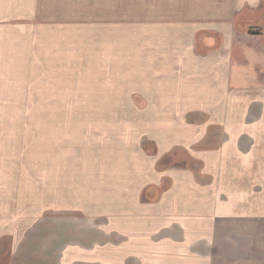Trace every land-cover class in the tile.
Masks as SVG:
<instances>
[{"label":"crops","instance_id":"crops-1","mask_svg":"<svg viewBox=\"0 0 264 264\" xmlns=\"http://www.w3.org/2000/svg\"><path fill=\"white\" fill-rule=\"evenodd\" d=\"M260 3L138 0L147 17L129 39L114 21L106 75L148 110L140 150L117 151L97 185L90 170L77 177L65 218L0 232L8 264H262L264 50L257 65L233 50L236 14Z\"/></svg>","mask_w":264,"mask_h":264},{"label":"rangeland","instance_id":"rangeland-1","mask_svg":"<svg viewBox=\"0 0 264 264\" xmlns=\"http://www.w3.org/2000/svg\"><path fill=\"white\" fill-rule=\"evenodd\" d=\"M144 8L138 0H0V232L65 218L69 202L81 203L77 177L90 170L97 185L93 176L113 175L117 151L138 143L148 110L132 108L130 92L106 74L114 72L109 27L121 20L129 39ZM234 21L240 62L251 64L244 54H255L254 64L262 63L264 0ZM256 26L261 36L248 33ZM123 54L129 61V42ZM10 245V237L0 241V264L10 262Z\"/></svg>","mask_w":264,"mask_h":264},{"label":"water","instance_id":"water-1","mask_svg":"<svg viewBox=\"0 0 264 264\" xmlns=\"http://www.w3.org/2000/svg\"><path fill=\"white\" fill-rule=\"evenodd\" d=\"M248 33L252 36H261L263 34L261 30H252V29H250Z\"/></svg>","mask_w":264,"mask_h":264},{"label":"flooded vegetation","instance_id":"flooded-vegetation-1","mask_svg":"<svg viewBox=\"0 0 264 264\" xmlns=\"http://www.w3.org/2000/svg\"><path fill=\"white\" fill-rule=\"evenodd\" d=\"M248 28L252 29L251 27H248ZM256 28H257V29H255V30H261V29H259V28H262V27H261V26H258V27L256 26ZM250 29H249V30H250ZM252 30H254V29H252Z\"/></svg>","mask_w":264,"mask_h":264}]
</instances>
